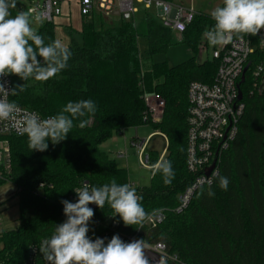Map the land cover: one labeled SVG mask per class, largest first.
I'll return each mask as SVG.
<instances>
[{
  "label": "trees",
  "instance_id": "obj_1",
  "mask_svg": "<svg viewBox=\"0 0 264 264\" xmlns=\"http://www.w3.org/2000/svg\"><path fill=\"white\" fill-rule=\"evenodd\" d=\"M214 23L210 13L199 12L181 33L191 56L173 66L166 61L147 66L140 57L139 38H146L150 55L165 52L171 28L144 10L134 20L94 13L81 17L79 41L71 38L70 24L63 25L72 56L60 74L46 82H24L11 75L12 88L25 83L26 90L10 96V101L42 116L56 115L69 101L87 99L96 103L97 110L80 118L88 120L85 127L74 121L76 126L67 138L56 145L49 140L43 152L31 151L26 136L4 137L10 172L0 178V187L8 181L16 189L18 224L0 231V264H20L31 245L50 238L55 226L66 220L61 201H77L75 188L84 183L102 186L113 178L130 184L126 168L101 150L100 144L126 128L144 124L166 136L165 159L172 162L175 176L165 185L160 173H152L149 184L136 191L145 210H163L165 220L157 226H125L118 215L110 216L108 205L100 209L90 204L95 214L88 236L107 244L116 232H137L145 243L162 242L181 264H264V93L247 96L242 86L244 113L235 139L218 162L219 175L229 180L227 191L216 179L211 187L196 190L186 209L175 211L179 194L193 180L185 168L187 87L191 81H213L218 61L207 56L198 62L196 56L200 47L207 50L203 34ZM56 26V21L39 26L46 43L56 39ZM249 60L250 65L264 61V49H255ZM144 94L164 100L157 123L144 118ZM149 156L148 163H152ZM209 190L215 195L210 197Z\"/></svg>",
  "mask_w": 264,
  "mask_h": 264
},
{
  "label": "clouds",
  "instance_id": "obj_2",
  "mask_svg": "<svg viewBox=\"0 0 264 264\" xmlns=\"http://www.w3.org/2000/svg\"><path fill=\"white\" fill-rule=\"evenodd\" d=\"M17 0H0V78L15 75L22 81L46 82L68 67L72 52L67 43L56 38L45 41L39 34L46 15L44 12L29 9L17 11ZM214 26L204 32L209 45H229L244 36H256L264 29V0H222V6L211 13ZM42 58V59H38ZM26 90L25 83L7 89L0 80V123H7L20 136H26L31 151H46L50 140L53 145L64 141L73 129L74 121L79 127L88 120L80 119L94 115L97 110L92 99L69 101L59 113L48 118L21 108L9 96H16ZM153 174L160 173L165 185L171 184L175 173L172 162L158 160L153 166ZM212 177L218 179L219 187L227 191L229 180L215 170ZM203 182L211 183L204 178ZM78 199L75 203L62 200L66 220L55 226L50 238L40 242L39 251L48 264H149L145 257L146 245L143 240L124 242L119 235H113L105 244L102 238L91 239L89 223L94 217L95 204L103 209L108 205L112 213L119 216L125 226L143 228L146 221L152 220L157 210L149 213L141 203L142 197L131 184L117 183L113 178L102 186L84 183L74 189ZM208 195L215 193L208 191Z\"/></svg>",
  "mask_w": 264,
  "mask_h": 264
},
{
  "label": "built area",
  "instance_id": "obj_3",
  "mask_svg": "<svg viewBox=\"0 0 264 264\" xmlns=\"http://www.w3.org/2000/svg\"><path fill=\"white\" fill-rule=\"evenodd\" d=\"M75 2L80 16L84 18L99 13L105 17L134 20L140 8L144 11L154 9V16L161 23H168L171 30L180 35L199 13L192 5L168 0H75ZM70 8L71 0H27L25 11L32 9L44 12L46 19L43 23H54L62 16L69 17ZM125 14L128 18L124 17ZM257 48L264 49V29H261L256 36L245 35L242 41L236 39L232 44L212 47L210 57L218 61L213 81L210 84L199 81H191L188 84L185 168L193 176V180L178 196V204L175 207L177 213L187 208L196 190L211 187L215 183L216 178L212 177V173L218 170L221 153L227 150L235 139L239 120L244 113L242 86L246 87L244 94L247 96H259L264 93V61L250 65L249 60ZM204 51L206 47H200L199 53ZM245 67H247L246 70ZM0 80L7 89H12L11 75L2 77ZM143 100L144 118L150 123L159 122L163 115L164 100L152 94H144ZM20 107L39 114L35 110ZM39 115L42 119L50 117ZM6 136L20 135L7 123H0L1 179H5L10 172L9 147L7 140L4 139ZM148 138L138 143L131 142L138 149L137 157L140 164L146 167L149 166L145 163L144 148ZM116 157L126 159L127 152L120 151ZM212 164L213 167L207 172ZM204 178L211 180V183L203 182ZM165 217L163 210H157L154 218L144 224L157 226L165 220ZM115 227L116 224L113 223L111 230L115 231L113 230ZM116 235H119L124 242L139 240L137 232L131 235L116 232ZM40 242L29 247L26 259L20 264H48L39 251ZM145 245V250L158 256L157 264H181L178 256L170 253L162 242L145 243Z\"/></svg>",
  "mask_w": 264,
  "mask_h": 264
},
{
  "label": "rangeland",
  "instance_id": "obj_4",
  "mask_svg": "<svg viewBox=\"0 0 264 264\" xmlns=\"http://www.w3.org/2000/svg\"><path fill=\"white\" fill-rule=\"evenodd\" d=\"M191 0H173L176 3H189ZM196 6L202 11L211 12L216 4L222 2V0H192ZM27 6V0H17V8L12 10V14L15 15L17 11L24 10ZM140 8L139 13L136 15L137 18L142 13ZM152 15L155 14V10L151 9L149 11ZM67 15V14H66ZM70 19V23L65 20H56V38L62 39L65 43L68 42L69 36L64 30V24L68 23L71 26V38L79 41V28L81 16L77 7L75 0H71L70 15L67 17ZM110 18V17H108ZM138 48L142 62L149 66L153 62L166 61L168 65L173 66L187 60L191 56V51L188 46L183 42L179 33L172 31L170 45L165 52L150 55L147 48V40L145 37H140L138 40ZM212 46L208 45V48L203 53H198L196 59L198 62L203 61L207 56L210 57ZM149 137V138H148ZM114 140H111L112 144H109L110 156H112L116 163L126 168L128 173L129 183L136 188L142 186H147L150 182L151 175L153 173V166L158 160L165 159L167 152V140L166 136L154 132L153 128L149 124H144L137 128H126L121 131V133L114 134L112 136ZM148 138L145 145V153L150 155V161L147 166H142L138 160L137 152L138 149L135 145H132L130 141L134 139L136 143L140 140ZM110 142V143H111ZM126 151L128 157L126 159H119L114 156L117 151ZM163 157L161 158L162 153ZM15 187L8 181H6L0 187V231H6L14 229L18 224V207L17 199L13 197L15 192Z\"/></svg>",
  "mask_w": 264,
  "mask_h": 264
},
{
  "label": "crops",
  "instance_id": "obj_5",
  "mask_svg": "<svg viewBox=\"0 0 264 264\" xmlns=\"http://www.w3.org/2000/svg\"><path fill=\"white\" fill-rule=\"evenodd\" d=\"M172 1H173V0H172ZM221 3H222V2L216 4L215 7L219 6ZM181 4H183V3H181ZM184 5H192V6H193L198 12L211 13V12H207V11H202V10H200L199 7L196 6V4H195L192 0L189 1V3H186V2H185ZM215 7H214V8H215ZM63 17H65V20L68 22L69 18H67L66 16H62V17L58 18L59 21H60V19L63 20ZM179 35H180V34H179ZM180 37H181V35H180ZM120 133H121V132H120ZM111 140H114V138L111 137V138L107 139L106 141H104L103 143L100 144V149L103 150L104 152L108 153L109 156H110V153H111V152L109 151L110 148H108V147H109V144H112ZM132 141H134V139H133ZM132 141H130V143H131ZM140 141H141V140H140ZM110 142H111V143H110ZM114 142H116V141L114 140ZM118 152H120V150H118L117 153H118ZM117 153L114 154L115 157H116V154H117ZM145 155H146V154H144V158H145ZM147 155H148V154H147ZM110 157H112V156H110ZM127 157H128V155H127ZM112 158H113V157H112ZM116 158H117V157H116ZM119 159H123V158H119Z\"/></svg>",
  "mask_w": 264,
  "mask_h": 264
},
{
  "label": "water",
  "instance_id": "obj_6",
  "mask_svg": "<svg viewBox=\"0 0 264 264\" xmlns=\"http://www.w3.org/2000/svg\"><path fill=\"white\" fill-rule=\"evenodd\" d=\"M125 18H128V15L125 14L124 15ZM166 26H169L168 23H165ZM247 67H245V70H246ZM243 79V77L241 78V80ZM241 97V94L239 92V98ZM145 163L148 164V155L146 154L145 155ZM213 167V164L211 165V167L208 169L207 172H209L211 170V168ZM144 254H145V257L149 260V264H157L158 262V256L147 251V250H144Z\"/></svg>",
  "mask_w": 264,
  "mask_h": 264
}]
</instances>
